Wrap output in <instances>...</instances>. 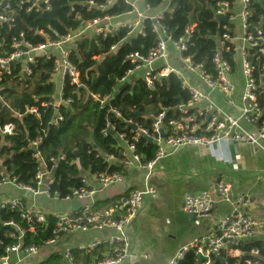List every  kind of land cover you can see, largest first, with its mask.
I'll return each instance as SVG.
<instances>
[{
	"label": "trees",
	"instance_id": "obj_1",
	"mask_svg": "<svg viewBox=\"0 0 264 264\" xmlns=\"http://www.w3.org/2000/svg\"><path fill=\"white\" fill-rule=\"evenodd\" d=\"M223 1L228 2L227 13L231 14L234 0H168L169 4L159 20L161 29L174 40L183 36L185 28L191 25L183 55L194 64L201 65V69L212 77L211 58L217 49V42L229 49L223 57L230 63L232 72L238 70L232 58L233 44L221 39L223 34L233 38L234 26L218 22L214 16L217 3ZM144 2L152 12L164 6V0ZM10 6L12 20L0 26V57H8L14 51V37L30 46H37L47 40H58L69 32L75 33L86 22L105 16H125L132 10L126 0H49V10L31 13H25L20 0H11ZM250 9L248 21L252 27L261 23L264 31V0L261 5L251 4ZM153 25L152 19L146 18L133 33L130 29L120 28L106 36H94L89 32L80 35L70 48L68 60L74 66L81 86L71 83L68 77L61 82L60 76L53 72L54 57H35L36 62L29 67L30 72L24 71L20 60L9 74H2L0 182L4 178L14 179L17 184L33 187L35 175L47 171L53 178L52 190H56L62 200L81 186L85 176L101 173L126 175L120 162L122 146L117 135L124 134L127 142L132 144L129 121L143 129H150L153 122L146 117L157 118L163 114L161 130L166 135L172 134L168 122L185 117L177 108L186 104L189 98L181 90L180 81L174 74L154 81L150 87L137 75L119 86V80L134 68L128 56L134 53L146 55L156 46L158 34L152 30ZM263 63L264 54L251 60L258 86L256 94L262 108L264 90L261 86L264 85V78L259 79V68ZM60 83L61 99L67 104L53 107L51 105L57 100ZM114 92L119 93L110 100ZM3 105L13 115L5 112ZM30 109L36 112L32 113ZM111 109L116 110L119 116ZM8 124L13 126L12 134L3 135L1 130ZM109 126L113 134L103 133ZM33 146L36 152L31 150ZM155 151L156 145L144 137L134 142V154L140 157L141 162L152 160ZM115 199L93 205L95 209L105 208ZM45 217L43 223H32L30 230L20 211L8 206L0 207V258L5 255L6 248L17 242L22 248L33 245L39 249L56 237L53 232L55 220L50 212L45 213ZM61 235L64 234L57 236ZM233 249H238L239 254L230 255L228 250H224L219 257H211L210 264H221L220 260L227 264H262L264 261V241L252 239ZM72 253L77 255L76 250ZM82 256L88 257L85 254ZM176 264H197L195 251L189 250Z\"/></svg>",
	"mask_w": 264,
	"mask_h": 264
},
{
	"label": "built area",
	"instance_id": "obj_2",
	"mask_svg": "<svg viewBox=\"0 0 264 264\" xmlns=\"http://www.w3.org/2000/svg\"><path fill=\"white\" fill-rule=\"evenodd\" d=\"M10 1L0 0V26L12 20ZM126 1L131 4L132 10L125 16L114 18L105 16L102 19H94L82 24V27L75 33L69 32L58 40H47L45 44L30 46L18 38H12L14 51L8 57H0V78L3 73L9 74L11 69L16 66L17 61L21 60L24 71L30 72L29 67L36 62L35 57L45 56L47 58L54 57L53 72L60 76L61 82L65 77H68L71 83L81 86L77 81L75 68L68 60L73 42L86 32L94 36H106L107 33L120 28H127L132 31L140 25L143 19L149 18L154 22L152 30L158 34L156 46L146 55L134 53L128 56L134 68L129 70L119 80V86L137 75L150 87L154 81L166 77L168 74H174L180 81L181 90L185 91L189 98L186 104L177 108L185 117L180 121L170 120L168 125L172 128V134L166 135L163 130L164 138H160L159 134L162 129L163 114L156 118L157 122L153 123L150 129H143L136 123L128 122V125L133 124L136 126L135 130L132 129V144L127 142L124 134L117 135L119 145L122 146L120 155L122 166H129L133 163L138 168L148 171L158 160L170 155L181 146L195 145L213 148L214 146H219L223 141L246 143L259 148L264 153V108L261 107L256 94L258 86L253 76L254 67L251 65L252 59L264 54V31L261 28V23L252 27L248 21V16L251 13V4L261 5L263 0H239L240 10L238 16L233 13L234 9H231V14L227 13L228 2L226 1L217 3L218 8L214 10V16H227V23L233 26L237 19L240 22L241 36L237 45L235 36L231 38L229 35L223 34L221 37L222 40L233 44V62L238 67L243 79L240 94H236L232 67L228 60L223 57V54L228 52L229 49L223 48L222 43H219V47H217L211 58L214 71V77H212L201 69V65L194 64L189 57L183 55L192 30L191 25L185 28L184 35L178 40L172 39L161 29L159 20L169 4L168 0H164V6L162 7L164 9L157 14H152L151 8L144 0ZM109 3L110 1H108ZM20 4L24 8L25 13L49 10V0H20ZM90 4L92 2L89 3V6ZM123 17H126V19H123ZM223 28L225 29V26ZM21 37L22 35H20ZM168 46L172 48L173 55L168 54ZM259 70H261L259 79L264 78V63L261 64ZM194 81L197 83H194ZM261 88L264 90V85ZM57 95V100L51 106L66 105L67 102L61 99V85ZM217 96H221L225 99L228 106L238 110L239 116L236 119L220 108ZM29 111L32 113L36 112L35 109H30ZM110 111L119 116L116 110L111 109ZM109 129L112 130V127L109 126L103 133H108ZM12 131L13 126L8 124L2 128L1 133L3 135H11ZM139 137L151 138V142L156 145L154 157L148 162H141L140 157L134 154V142ZM36 143L35 146L37 145ZM262 177L264 179V169ZM93 178L99 188H106L123 180V177L117 173H101L93 176ZM0 184H11L23 192L30 193L32 196H42L51 201H66L74 198L88 200V203L72 212H50L55 220L53 232L56 237L46 244H54L58 234L66 235L71 232L88 233L91 231L109 232L111 234L106 239V243L112 252L97 260L95 264H120L130 256L129 242L125 236V229L135 217L143 198L145 196L155 197V190L150 186L143 190L135 188L116 198L109 206L95 209L94 202L91 199L95 195L96 190L89 186L86 178L81 180L79 188L74 189L70 196L62 200L59 199L58 192L52 190L53 178L47 171H42L35 175V185L33 187L17 184L14 179L7 178H4ZM217 189L220 193L221 201L229 203L232 190L230 184L220 182L217 185ZM246 203L247 201L244 199H239V206L236 211L225 215L212 235L193 240L189 245L179 250L168 264H176L189 250H194L195 254L199 253L206 257V260L201 264H210V258L219 257L224 250H228L230 255H238V249L233 248L252 240L258 227H264V202L261 210L262 218L259 220L242 211L241 208L246 206ZM213 204L214 200L207 190L198 194H186L183 198V210L188 214L194 213L204 217L209 216ZM4 206L20 211L21 217L29 228L34 222L43 223L46 220L45 213L33 204L23 205L18 199L0 200V207ZM19 239H21V236ZM99 245L98 242L94 241L88 246H78L77 250L89 253ZM37 250L38 248L33 245L22 248L21 243L17 242L5 249V255L0 258V261H5L8 255L12 253L24 257L35 253ZM64 258L67 264H74L71 250L67 249L64 252Z\"/></svg>",
	"mask_w": 264,
	"mask_h": 264
},
{
	"label": "crops",
	"instance_id": "obj_3",
	"mask_svg": "<svg viewBox=\"0 0 264 264\" xmlns=\"http://www.w3.org/2000/svg\"><path fill=\"white\" fill-rule=\"evenodd\" d=\"M237 7L240 10L239 0L233 3V9ZM233 33L237 45L241 36L239 21L237 24L235 21ZM167 52L173 55L169 46ZM233 79L236 94H240L243 79L239 70L234 72ZM217 101L220 108L227 113L230 106L225 99L217 96ZM124 169L126 175L122 182L113 183L106 188H99L93 176H85L89 186L96 190L91 199L94 203L118 198L135 188L143 190L150 186L155 190L154 198H143L135 217L125 229L130 256L120 264H168L179 250L193 240L212 235L221 219L236 211L239 199L247 201L246 206L241 208L244 213L258 220L262 218L264 153L255 146L246 143H237L234 146L227 141L213 148L184 145L158 160L148 171L133 163ZM218 178L220 182L228 183L232 187L229 203L221 201L213 190ZM204 190L214 200L211 213L209 216L197 218L196 221H190L188 213L183 210V198L186 194H198ZM8 199H18L27 206L33 204L44 213L72 212L88 203V200L75 198L51 201L42 196H32L11 184H0V200ZM110 234L106 231L71 232L61 235L54 244H45L28 256L9 254L0 264H67L64 258L67 249L71 252L77 251V255L73 254L74 264H95L112 252L106 243ZM253 239L264 241L263 226L258 227ZM94 241L100 245L93 251L84 253L77 250L78 246H88ZM84 254L88 257L84 258Z\"/></svg>",
	"mask_w": 264,
	"mask_h": 264
},
{
	"label": "water",
	"instance_id": "obj_4",
	"mask_svg": "<svg viewBox=\"0 0 264 264\" xmlns=\"http://www.w3.org/2000/svg\"><path fill=\"white\" fill-rule=\"evenodd\" d=\"M227 19L228 18L225 15H217V16H215V20L218 21V22H221V23H227ZM190 22H192V18L191 17H190ZM164 40H165V38H164ZM219 45H220L219 42H217V47H219ZM118 93L119 92H114L113 95L111 96L110 100H113L118 95ZM3 110L5 112H7L8 114L13 115V112L6 105H3ZM227 114L229 116H231L232 118H234V119H236L239 116L238 111H236V109H233L232 107H230V109L228 110ZM136 116H138V114H136ZM146 118L149 119V120H151L153 123H156L157 122L156 118H154L151 115L148 116V117H146ZM129 127H131L133 130L136 129V126H134L133 124L129 125ZM108 133L113 134V131L111 129H109L108 130ZM159 134H160V138H164V134H163L162 130H160ZM145 139L147 141H149V142L152 141L151 138H148V137L145 138ZM231 143H232V145L237 146V143H235V142H231ZM31 150L33 152H36V148L34 146L31 148ZM219 183H220V178H218L216 180L215 184L213 185V190L215 191V194H216V196L218 198L220 197V193H219V191L217 189V185ZM188 217H189V220L190 221H196L197 218L202 217V215H200V214H194V213H189L188 214ZM195 256H196V259H197V264H201L203 261L206 260V257L200 255L199 253H196ZM220 262H221V264H225L222 260H220Z\"/></svg>",
	"mask_w": 264,
	"mask_h": 264
},
{
	"label": "rangeland",
	"instance_id": "obj_5",
	"mask_svg": "<svg viewBox=\"0 0 264 264\" xmlns=\"http://www.w3.org/2000/svg\"><path fill=\"white\" fill-rule=\"evenodd\" d=\"M235 1V0H234ZM233 13L238 16V13H239V8L237 7L235 10H233ZM238 23V19L236 20V24ZM135 30H132V33L134 32ZM60 87V86H59ZM59 90V89H58Z\"/></svg>",
	"mask_w": 264,
	"mask_h": 264
}]
</instances>
